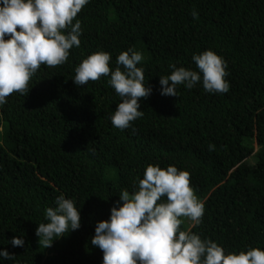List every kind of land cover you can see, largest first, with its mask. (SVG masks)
<instances>
[{
    "label": "trees",
    "instance_id": "16d2710c",
    "mask_svg": "<svg viewBox=\"0 0 264 264\" xmlns=\"http://www.w3.org/2000/svg\"><path fill=\"white\" fill-rule=\"evenodd\" d=\"M76 19L80 46L66 62L41 65L29 91L0 105V249L13 255L0 264H101L95 223L149 164L189 172L204 214L190 228L181 218L182 230L226 252L264 250V0H89ZM129 47L142 52L137 66L152 91L121 130L108 118L121 98L107 77L79 87L71 78L88 55L108 52L111 69ZM206 49L226 61L229 90L181 84L176 96L161 95L169 65L194 70L192 55ZM61 194L79 209L80 227L44 248L35 228ZM13 236L24 246L12 247Z\"/></svg>",
    "mask_w": 264,
    "mask_h": 264
},
{
    "label": "clouds",
    "instance_id": "9594fccd",
    "mask_svg": "<svg viewBox=\"0 0 264 264\" xmlns=\"http://www.w3.org/2000/svg\"><path fill=\"white\" fill-rule=\"evenodd\" d=\"M89 0H0V105L14 91L23 95L29 79L41 65H62L72 47L80 46L81 22L77 13ZM193 18L198 13L193 9ZM74 21V22H73ZM195 69L170 64V74L159 76L160 94L176 96L177 86L187 89L200 83L209 93H226V61L211 49L191 57ZM141 51H121L110 69V54L97 51L74 67L76 86L107 77V84L121 98L109 115L113 127L125 129L143 115L140 98L151 94L146 86ZM212 144L208 150H213ZM189 172L174 165H147L143 178L134 181L130 193L121 189L107 219L94 226L91 245L102 252L101 264H264V250L225 251L214 240L191 230H182V217L192 226L201 223L204 204L194 194ZM55 206L44 210L47 222L35 228L39 244L50 247L53 240L80 227V211L63 194ZM12 247H23L22 237L13 236ZM13 255L0 249V259Z\"/></svg>",
    "mask_w": 264,
    "mask_h": 264
},
{
    "label": "rangeland",
    "instance_id": "374dc122",
    "mask_svg": "<svg viewBox=\"0 0 264 264\" xmlns=\"http://www.w3.org/2000/svg\"><path fill=\"white\" fill-rule=\"evenodd\" d=\"M249 160H250L251 163H254V159L253 158H251V159L249 158ZM182 219H183V221L185 222V224L187 225L188 228H190L192 226L190 224V222L187 220V218H183L182 217Z\"/></svg>",
    "mask_w": 264,
    "mask_h": 264
}]
</instances>
